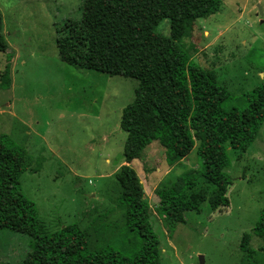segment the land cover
Listing matches in <instances>:
<instances>
[{"label": "rangeland", "instance_id": "rangeland-1", "mask_svg": "<svg viewBox=\"0 0 264 264\" xmlns=\"http://www.w3.org/2000/svg\"><path fill=\"white\" fill-rule=\"evenodd\" d=\"M221 1L220 11L186 22L178 44L195 65L214 73L231 104L239 107L246 93L264 83V0ZM93 2L0 0L2 32L12 54L9 59L7 52L0 53V81L8 66L10 77L9 88H0V137L24 147L30 157L20 187L34 203L41 234L77 224L93 236L98 216L105 215L99 221L111 227L102 235L117 237L115 245L121 248L133 237L116 224L121 189L115 173L124 164L127 138L120 118L133 101L137 82L108 75L103 44L86 21ZM67 20L83 22L90 37L89 62L78 70L57 54L56 30ZM168 34V21L163 20L156 31L143 35L158 41ZM227 153L229 205L213 211L205 202L170 231L156 211L153 191L161 180L201 168L196 145L173 166L157 142L132 161L150 204L161 264H201L199 256L202 264L264 263V242L252 233L264 208V122L246 151ZM248 235L256 252L253 263L239 248ZM29 251V237L0 230V264H20Z\"/></svg>", "mask_w": 264, "mask_h": 264}, {"label": "trees", "instance_id": "trees-1", "mask_svg": "<svg viewBox=\"0 0 264 264\" xmlns=\"http://www.w3.org/2000/svg\"><path fill=\"white\" fill-rule=\"evenodd\" d=\"M221 8V0H94L86 21L103 44L108 75L137 82L133 101L121 112L120 128L127 138L124 164L115 173L121 189L116 204L120 222L116 224L133 242L119 248L117 237L102 235L111 227L99 221L105 215L98 216V232L93 236L77 224L41 234L34 203L20 187L30 157L24 147L1 136L0 230L30 238V251L20 264H161L159 240L149 221L150 204L131 167L152 142L164 148L168 166L186 159L195 145L201 159L199 170L161 180L153 191L156 211L169 231L185 223L187 213H198L205 202L213 211L229 205L227 192L232 182L225 173L227 150L244 152L256 139L264 122V83L246 93L239 107L233 105L214 73L195 65L178 44L187 21L205 18ZM163 20L169 24L167 36L158 41L144 37L145 31H156ZM56 33L59 60L77 70L85 67L90 48L85 24L67 20ZM1 52L11 59L0 16ZM9 86L8 66L0 88ZM252 233L264 242V208ZM248 241L249 235L242 238L239 248L244 259L253 263L256 252Z\"/></svg>", "mask_w": 264, "mask_h": 264}, {"label": "water", "instance_id": "water-1", "mask_svg": "<svg viewBox=\"0 0 264 264\" xmlns=\"http://www.w3.org/2000/svg\"><path fill=\"white\" fill-rule=\"evenodd\" d=\"M199 260H200V263L202 264V262H203V257H202V256H199Z\"/></svg>", "mask_w": 264, "mask_h": 264}, {"label": "crops", "instance_id": "crops-1", "mask_svg": "<svg viewBox=\"0 0 264 264\" xmlns=\"http://www.w3.org/2000/svg\"><path fill=\"white\" fill-rule=\"evenodd\" d=\"M146 196V195H145ZM147 197V196H146Z\"/></svg>", "mask_w": 264, "mask_h": 264}]
</instances>
